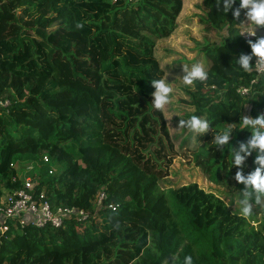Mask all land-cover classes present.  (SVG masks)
<instances>
[{
	"label": "trees",
	"instance_id": "1",
	"mask_svg": "<svg viewBox=\"0 0 264 264\" xmlns=\"http://www.w3.org/2000/svg\"><path fill=\"white\" fill-rule=\"evenodd\" d=\"M183 1L0 0V197L22 186L17 165L31 162L52 207L87 214L59 228L9 222L0 264H264V196L235 179L264 152L232 163L251 139L242 121L264 116V77L238 68L255 41L237 32L246 10L235 18L223 0H201L199 23L217 38L200 48L208 79L185 91L188 118L210 122L190 153L206 179L260 211L242 217L196 183L159 184L177 136L152 107L150 82L163 77L156 42L175 30Z\"/></svg>",
	"mask_w": 264,
	"mask_h": 264
},
{
	"label": "rangeland",
	"instance_id": "2",
	"mask_svg": "<svg viewBox=\"0 0 264 264\" xmlns=\"http://www.w3.org/2000/svg\"><path fill=\"white\" fill-rule=\"evenodd\" d=\"M203 13L201 0H184L175 30L167 39L156 42V55L164 71L162 79L165 78L173 89L169 103L163 108L164 114L170 135L177 136L173 143L174 150L170 152L173 156L168 164L163 165L166 174L160 179L159 184L166 189L196 183L199 188L223 201L231 212H239L243 206L247 205L250 206V213L258 214L260 208L256 204L247 198L243 200L235 189L227 190L212 183L193 162L190 153L193 144L199 145L204 142L208 132L193 134L186 127L180 126V121L189 119L188 115L192 112L191 107L187 106L188 98L185 95L188 86L184 85L182 79L185 74L184 68L190 70L193 64L200 63L206 69L207 59L200 52V48L217 38L203 31L199 23ZM34 164L29 162L17 165L19 178L32 176L35 170L29 169V166ZM52 168L53 172H57L61 166H52ZM1 190L3 191V188Z\"/></svg>",
	"mask_w": 264,
	"mask_h": 264
},
{
	"label": "clouds",
	"instance_id": "3",
	"mask_svg": "<svg viewBox=\"0 0 264 264\" xmlns=\"http://www.w3.org/2000/svg\"><path fill=\"white\" fill-rule=\"evenodd\" d=\"M237 0H223V11L227 13L229 9L232 10L233 17L239 18L241 10H246L244 16L248 21V27L245 29L249 35H255L254 28H264V0H239L238 7L233 8ZM250 53L241 54L236 61L238 68L248 73L252 71L254 64H250L253 57L256 58L255 64H264V37H259L255 42L249 41ZM184 75L182 77L183 83L186 86H194L197 82H204L208 79V72L205 70L203 64L196 63L191 66L188 70L184 68ZM151 87L154 91L151 93L152 96V107L155 110H161L170 101V94L173 89L170 84L164 79L152 80ZM209 121L201 119L196 115H192L187 120H181L180 126L186 127L193 134L194 133H205L209 128ZM243 127L251 129V139L247 142V145H241V151L245 153V156L235 155L232 163L235 166H240L246 156L249 155V149L264 152V116H257L253 119H244L242 121ZM231 129H224L214 137V143L218 145L226 144L229 140V134ZM254 163L258 166L249 173L246 177L237 172L235 179L245 184V186H251L259 196H264V156L257 155ZM259 199V197H258ZM242 217H248L250 215V206H243L240 210ZM182 264H192V258L185 256Z\"/></svg>",
	"mask_w": 264,
	"mask_h": 264
},
{
	"label": "built area",
	"instance_id": "4",
	"mask_svg": "<svg viewBox=\"0 0 264 264\" xmlns=\"http://www.w3.org/2000/svg\"><path fill=\"white\" fill-rule=\"evenodd\" d=\"M248 21L246 18L237 25V32L241 38L255 41L262 37L261 28H254L255 35H249L246 32ZM253 62V72L256 77H264V64H255ZM253 82V81H252ZM251 82V83H252ZM249 87L239 86L237 92L241 95H246ZM42 161L47 163L48 156H43ZM29 169H34L29 166ZM53 172L50 166L49 173ZM22 186L12 191L3 192L0 197V232L3 233L8 228L9 222L18 223L19 226L34 225L43 227L49 225L53 228L63 226L64 222L71 218L84 220L87 218L86 212L77 208L69 207H52V204L46 198L43 191L37 192V182L31 176L23 177ZM104 199L102 192L96 195L95 206L99 207Z\"/></svg>",
	"mask_w": 264,
	"mask_h": 264
}]
</instances>
